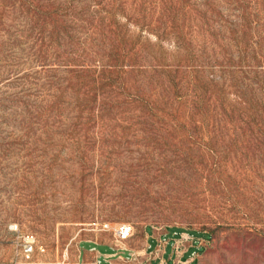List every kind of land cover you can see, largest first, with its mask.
<instances>
[{"label": "rangeland", "instance_id": "obj_1", "mask_svg": "<svg viewBox=\"0 0 264 264\" xmlns=\"http://www.w3.org/2000/svg\"><path fill=\"white\" fill-rule=\"evenodd\" d=\"M151 231L264 264V0H0V264Z\"/></svg>", "mask_w": 264, "mask_h": 264}, {"label": "crops", "instance_id": "obj_2", "mask_svg": "<svg viewBox=\"0 0 264 264\" xmlns=\"http://www.w3.org/2000/svg\"><path fill=\"white\" fill-rule=\"evenodd\" d=\"M162 236L161 232H146L145 242L141 248H133L130 245L126 247L116 241L86 239L85 241L91 243V246L83 249L78 246V253L73 258L72 264H174L176 261H181L187 251L184 246L180 249L182 251L176 254L177 243H169V239L160 242ZM150 239L154 240V245L149 244ZM96 245H102L107 250L101 251Z\"/></svg>", "mask_w": 264, "mask_h": 264}, {"label": "built area", "instance_id": "obj_3", "mask_svg": "<svg viewBox=\"0 0 264 264\" xmlns=\"http://www.w3.org/2000/svg\"><path fill=\"white\" fill-rule=\"evenodd\" d=\"M103 228H109L107 224L103 225ZM15 230V228H13ZM132 231V226L127 223H122L115 227L113 229V235L115 236L116 241H121L129 237ZM17 239L20 244V250L23 255L28 257L32 251L34 250L35 247V236L32 233H18L17 234Z\"/></svg>", "mask_w": 264, "mask_h": 264}]
</instances>
